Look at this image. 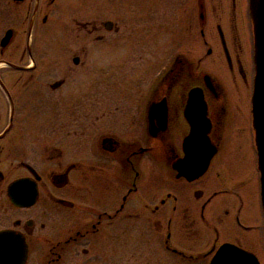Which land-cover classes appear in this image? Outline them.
Listing matches in <instances>:
<instances>
[{
    "label": "flooded vegetation",
    "instance_id": "obj_1",
    "mask_svg": "<svg viewBox=\"0 0 264 264\" xmlns=\"http://www.w3.org/2000/svg\"><path fill=\"white\" fill-rule=\"evenodd\" d=\"M84 1L0 15V264H264L251 0Z\"/></svg>",
    "mask_w": 264,
    "mask_h": 264
},
{
    "label": "water",
    "instance_id": "obj_2",
    "mask_svg": "<svg viewBox=\"0 0 264 264\" xmlns=\"http://www.w3.org/2000/svg\"><path fill=\"white\" fill-rule=\"evenodd\" d=\"M262 2V0H259ZM257 0H251L250 14L253 23V62L254 78L251 96V116L252 126L254 128V145L257 155V169L259 171V193L264 219V4L256 5ZM8 36V35H6ZM5 36V39L7 38ZM189 121H197L191 126L190 139H194V146L197 139H206V130L201 129L199 121H208L203 112L201 104H193ZM209 152L204 156H185L180 159L179 163L188 166V169L182 172L188 178H194L202 174L207 167L209 159L213 155L215 148L209 141ZM197 147V146H196Z\"/></svg>",
    "mask_w": 264,
    "mask_h": 264
},
{
    "label": "rangeland",
    "instance_id": "obj_3",
    "mask_svg": "<svg viewBox=\"0 0 264 264\" xmlns=\"http://www.w3.org/2000/svg\"><path fill=\"white\" fill-rule=\"evenodd\" d=\"M2 1L3 0H0V3ZM5 1L6 0H4V3H3L4 5L2 4L4 7H3V10L0 12V15L6 13V8L7 7H6V4H5ZM69 1H71V0H69ZM72 5H74V3ZM90 6H91V1L90 0L87 1V2L86 1L83 2V9L84 10L87 9V11H85L86 14L87 13L89 14ZM92 15L93 14H92V11H91L89 16H92ZM105 15H106L105 13H100V16H105ZM170 16H171L170 12H166V11L164 12V21H165L164 22V27L159 32V36L164 39V44H163L164 54L170 53L173 50V45H172L171 41H174V40L176 41L178 36H179L178 35V31H179L178 28L175 27V26H171L170 24L167 23L168 22V18H170ZM114 17H115V19L117 21L116 22L117 25H119V28H120L119 32H117L114 36L116 38H123V37H125V22H126V20L124 18V14L116 13V14H114ZM4 21L6 22V20H4ZM5 25H6V23H4V22H3V24H0V31H1V29L4 28ZM146 32H147L148 37H151V36L155 37L156 36V31L155 30H153V31L152 30H147ZM148 53H152V48L150 49V47H148ZM243 121H245V119ZM244 140H245V137H244ZM251 149H252V142L250 140L248 145L245 146V150H246L247 155L252 154ZM251 175L252 174L250 173V180L248 181V183L244 187V189L248 188V189H251L252 191H254L253 198L256 199L258 197L257 196L256 175H255L254 178Z\"/></svg>",
    "mask_w": 264,
    "mask_h": 264
}]
</instances>
